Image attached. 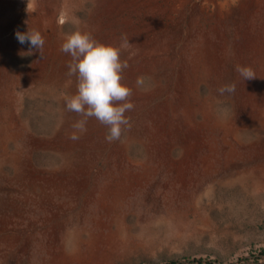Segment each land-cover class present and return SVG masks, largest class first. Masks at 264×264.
<instances>
[{"label": "bare ground", "instance_id": "bare-ground-1", "mask_svg": "<svg viewBox=\"0 0 264 264\" xmlns=\"http://www.w3.org/2000/svg\"><path fill=\"white\" fill-rule=\"evenodd\" d=\"M177 1L32 0L31 9L22 13L20 22L0 30V177L6 165L15 171L11 189L15 194L0 195L1 250L13 249L14 258H24L23 253L36 238L33 225L37 220L32 215V203L36 201L37 205L47 206L45 216L57 221L49 236V244L54 248L52 264H71L75 259L80 264H109L123 240L124 224L121 223L117 230L103 225L102 229L108 228L109 233L90 237L83 251L80 240L71 252L56 245L63 223L59 217L62 210H54L55 197L65 190L84 193L91 183L94 159L108 153L125 158L127 149L126 142L121 145L107 142V128L95 118L88 120L87 131L78 133V140L69 139L73 132L71 125L80 117L65 108L66 98L76 94L77 80L68 75L70 55L60 50L69 35L63 32L61 20L73 21L77 30L91 33L105 45L119 47L122 36L126 35L132 45L121 50V61L129 65L122 72V83L132 89L131 102L135 105L125 113L131 123L128 136L146 141L152 154L161 161H171L170 166L177 173L182 172L190 158L196 157V149L204 140V123H195L196 113L207 111L196 100L202 84L209 85L217 95L221 86L235 84V92L229 94L235 119L225 122L226 128L233 127L235 121L250 126L264 125V0L214 3L217 20L207 29L202 26L201 15L177 14L182 9ZM202 1L193 0L191 11L204 9ZM87 2L92 7L88 17L81 19L76 11ZM4 3L5 0H0V6ZM225 19H231L232 23L224 25ZM28 30L39 31L43 36V59L37 49H32L36 56L32 66L23 76L12 74L3 62L2 53L4 49L29 50L28 43L21 44L16 38L17 31ZM238 65L251 67L256 78L243 81L236 71ZM138 77L150 83L137 86ZM40 81L65 92L60 97L61 117L54 133L50 137L28 136L30 149L51 148L61 152L62 167L49 172L36 168L31 157L23 155L19 147L11 150L9 146L21 137L16 130V114L23 83ZM176 148L182 149L179 160L172 158ZM248 174L264 181V164L251 168ZM139 180L134 175L111 186L107 192L113 197L111 202L117 203Z\"/></svg>", "mask_w": 264, "mask_h": 264}, {"label": "rangeland", "instance_id": "rangeland-1", "mask_svg": "<svg viewBox=\"0 0 264 264\" xmlns=\"http://www.w3.org/2000/svg\"><path fill=\"white\" fill-rule=\"evenodd\" d=\"M192 2L178 0L182 9L177 14L201 15L202 26L207 29L217 20L214 3L225 0H203L204 9L198 11H191ZM31 4L32 0H5L0 6V30L20 22ZM91 7L87 2L76 14L86 19ZM222 22L228 26L232 20ZM60 24L64 33L77 30L71 20H61ZM28 51L4 49L2 59L10 73L23 76L32 66L35 54L22 55ZM23 85L16 114V130L21 137L17 143H10V149L19 147L36 168L53 171L62 167L61 152L30 149L28 136L50 137L54 133L60 123V97L65 92L43 81ZM196 100L207 108L195 116V123L205 125L204 140L182 172L174 171L171 161L157 159L146 141L130 139L126 129L114 141L127 143L125 158H115L114 153L99 156L93 161L91 183L84 193L65 190L55 197L54 210H62L59 217L63 223L58 247L71 252L80 240L83 251L90 237L105 236L108 228L117 230L123 223V240L109 264H264V181L248 174L251 168L264 164V125L235 121L233 127L226 128L224 123L235 119L231 96L217 95L207 84L201 85ZM181 153V148L174 149L173 160H179ZM14 175V168L6 165L0 177L1 196L14 193ZM134 175L140 183L117 203L111 202L108 189ZM46 208L37 201L32 203L36 238L23 253L24 258H14L13 249L3 251L0 247V264H52L54 248L49 236L57 221L45 216ZM103 225L108 228L102 229ZM71 264L80 261L75 259Z\"/></svg>", "mask_w": 264, "mask_h": 264}, {"label": "clouds", "instance_id": "clouds-1", "mask_svg": "<svg viewBox=\"0 0 264 264\" xmlns=\"http://www.w3.org/2000/svg\"><path fill=\"white\" fill-rule=\"evenodd\" d=\"M16 38L21 44L28 43V53L37 49L43 59L45 40L36 30L25 33L16 32ZM128 38L122 36L119 47L105 45L96 41L91 33L76 30L64 38L61 51L69 54L68 75L77 80L76 94L66 98L65 108L68 112L76 113L80 119L71 125L73 132L69 139L76 141L78 133L87 131L86 125L90 118H95L107 128L106 141L111 143L121 138L126 129L131 128L130 118L125 113L134 109L131 102L133 91L122 83V72L129 67L127 61H121L122 49L131 47ZM236 71L244 80L255 79L251 67L237 66ZM137 86L144 83L143 77L137 78ZM235 84H226L217 89L220 95L235 92Z\"/></svg>", "mask_w": 264, "mask_h": 264}, {"label": "trees", "instance_id": "trees-1", "mask_svg": "<svg viewBox=\"0 0 264 264\" xmlns=\"http://www.w3.org/2000/svg\"><path fill=\"white\" fill-rule=\"evenodd\" d=\"M173 264H175V263H173Z\"/></svg>", "mask_w": 264, "mask_h": 264}]
</instances>
